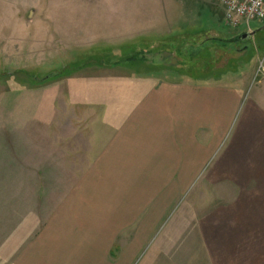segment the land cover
Listing matches in <instances>:
<instances>
[{"label":"crops","instance_id":"crops-1","mask_svg":"<svg viewBox=\"0 0 264 264\" xmlns=\"http://www.w3.org/2000/svg\"><path fill=\"white\" fill-rule=\"evenodd\" d=\"M146 65L59 79L73 112L64 122L79 130L47 136H61L82 174L20 208L0 264H264V81L229 141L243 80Z\"/></svg>","mask_w":264,"mask_h":264},{"label":"rangeland","instance_id":"rangeland-1","mask_svg":"<svg viewBox=\"0 0 264 264\" xmlns=\"http://www.w3.org/2000/svg\"><path fill=\"white\" fill-rule=\"evenodd\" d=\"M9 3L31 6L32 12ZM127 5L133 6L129 12L108 11ZM244 32L254 35L230 45L218 42ZM146 63L178 66L192 79L210 72L220 81L231 74L230 87L243 80V98L227 132L231 141L264 81V24L227 27L216 0H0L1 237L12 234L16 213L28 211L32 197L63 195L82 174L83 165L64 151L61 136H47L79 130L64 122L73 112L65 107L59 79L92 68L141 73ZM167 71L173 78L175 70Z\"/></svg>","mask_w":264,"mask_h":264},{"label":"built area","instance_id":"built-area-1","mask_svg":"<svg viewBox=\"0 0 264 264\" xmlns=\"http://www.w3.org/2000/svg\"><path fill=\"white\" fill-rule=\"evenodd\" d=\"M223 13L224 24L230 28L244 26L256 21L264 24V0H216Z\"/></svg>","mask_w":264,"mask_h":264},{"label":"water","instance_id":"water-1","mask_svg":"<svg viewBox=\"0 0 264 264\" xmlns=\"http://www.w3.org/2000/svg\"><path fill=\"white\" fill-rule=\"evenodd\" d=\"M254 33H249V32H244L243 34H241L239 37H236L234 39H229L228 41H226L227 43L231 44L233 42H238V41H243V40H247L249 39L251 36H253ZM51 78V76L49 75L48 77H45L43 80H47Z\"/></svg>","mask_w":264,"mask_h":264},{"label":"trees","instance_id":"trees-1","mask_svg":"<svg viewBox=\"0 0 264 264\" xmlns=\"http://www.w3.org/2000/svg\"><path fill=\"white\" fill-rule=\"evenodd\" d=\"M58 74V73H57ZM51 77L53 76V75H50ZM43 80V79H42ZM44 81V80H43Z\"/></svg>","mask_w":264,"mask_h":264}]
</instances>
